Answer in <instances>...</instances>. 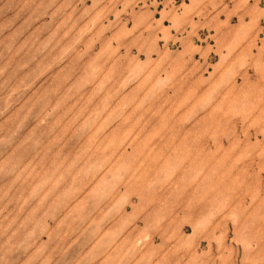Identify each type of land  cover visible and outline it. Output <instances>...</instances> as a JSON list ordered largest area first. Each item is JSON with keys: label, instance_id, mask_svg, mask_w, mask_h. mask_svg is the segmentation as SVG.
<instances>
[{"label": "rangeland", "instance_id": "374dc122", "mask_svg": "<svg viewBox=\"0 0 264 264\" xmlns=\"http://www.w3.org/2000/svg\"><path fill=\"white\" fill-rule=\"evenodd\" d=\"M0 264H264V0H0Z\"/></svg>", "mask_w": 264, "mask_h": 264}]
</instances>
